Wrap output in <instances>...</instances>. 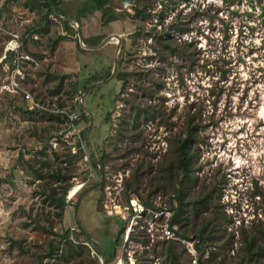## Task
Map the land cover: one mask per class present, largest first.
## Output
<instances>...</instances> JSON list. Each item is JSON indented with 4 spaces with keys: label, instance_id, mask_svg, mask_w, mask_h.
<instances>
[{
    "label": "rangeland",
    "instance_id": "1",
    "mask_svg": "<svg viewBox=\"0 0 264 264\" xmlns=\"http://www.w3.org/2000/svg\"><path fill=\"white\" fill-rule=\"evenodd\" d=\"M46 1L66 19L0 6V264H264V0H109L108 26L92 0ZM26 91L83 115L91 165L51 147L63 121ZM71 225L90 247L65 257Z\"/></svg>",
    "mask_w": 264,
    "mask_h": 264
},
{
    "label": "built area",
    "instance_id": "2",
    "mask_svg": "<svg viewBox=\"0 0 264 264\" xmlns=\"http://www.w3.org/2000/svg\"><path fill=\"white\" fill-rule=\"evenodd\" d=\"M22 47V41L18 39L12 40L10 42L5 52L11 53V54H17L18 50ZM7 87H12L14 92L19 93L20 86L13 81V83ZM24 99L26 103L29 105L31 110L34 111H40L46 115L53 116L54 118H59L61 121H63V128L59 132V135L56 137H53V139L50 141L51 147L55 150L58 149H65L68 151V153L73 157H81V161L86 166L91 165L92 162V152L89 150V148L84 144V138L82 135L83 130L79 127L80 120L82 114L78 111L69 110L61 106H53V105H44L36 101L33 97V95L26 91L24 92ZM81 100V99H80ZM99 167V165L97 164ZM83 187V185H82ZM71 192V191H70ZM67 195L66 199V207L69 209L71 205L76 206L77 205V195L71 197V193ZM70 237L68 238L73 244L75 245H86L90 247V244H85L84 242L78 241L77 236L73 233L76 232V229L70 226ZM92 247V246H91ZM92 250V249H91ZM94 251V250H92ZM96 252V251H95ZM101 263L103 264L104 261L101 260ZM116 264H126V262L121 258L119 261L116 262Z\"/></svg>",
    "mask_w": 264,
    "mask_h": 264
},
{
    "label": "trees",
    "instance_id": "3",
    "mask_svg": "<svg viewBox=\"0 0 264 264\" xmlns=\"http://www.w3.org/2000/svg\"><path fill=\"white\" fill-rule=\"evenodd\" d=\"M92 2H94L96 4L97 10L101 11V23L103 26H108L110 23L117 21L119 18L115 15H113L110 12V9H107V5L109 3V0H92ZM6 4H7V0L6 2L3 4L2 9L6 8ZM28 8L30 9H34L36 7H40V8H46L48 11V14H55L56 16H62L59 12V5L53 1H46V0H28L27 3ZM87 9H85L86 11ZM135 12L138 16L142 17V18H146L148 15V11L146 10V8H141L136 6L135 7ZM169 35V34H168ZM166 46H168L167 48L171 49V44L166 43ZM7 59V57H6ZM5 59V60H6ZM126 77L127 74L126 73H122V75L119 76V81L126 83ZM62 107V105H61ZM83 116V115H82ZM53 117V116H51ZM54 118V117H53ZM84 118V117H83ZM194 141V136L192 133H189L187 138L182 142L181 146H180V153H179V166L182 169V172L184 173V177L185 180L188 178V174L191 172V161H192V156L189 154V150H190V146ZM40 154L43 155L44 157H47L46 153H45V149H42L40 151ZM40 163L43 166H47L49 164V162L47 160L44 161H40ZM99 165V163H97ZM38 170H35V173H37ZM192 175H194V172H191ZM197 179L196 176H194V181ZM184 185H186V182H184ZM183 192H179L175 197L177 198L178 201V210L175 213V218L173 219V221L171 222V229L173 230V227L175 226V224H177V218L179 217V215L184 211V204H183V200L182 197L183 195H181ZM67 194V189L64 190V196L61 199L57 200L58 203V208H61L62 210L65 207L66 201H65V196ZM138 198H140L137 195ZM204 200H206V198H204ZM143 203V202H142ZM65 211V210H64ZM63 211V213H65ZM206 228V226H204V229ZM204 229H201L200 231V237L203 236L204 233ZM125 232L124 229H122L121 231V235H123ZM82 234H84L83 231H81ZM69 231L66 232V235L68 237ZM66 235H63L62 238L64 239L65 245H66V254L65 257H71L73 256L74 253L78 252L81 249H85V246H81V245H75L73 244L67 237ZM185 238V237H184ZM251 245V244H250ZM200 252H202V250H199ZM208 250L207 248H204V251L202 252V255L199 259V263L198 264H205L202 260L203 257L206 256ZM171 254V252H170ZM55 255V254H54ZM62 254H60L61 256ZM172 256V254H171ZM61 257H64L63 255ZM111 260V259H110ZM107 261L108 263L110 262ZM55 264H59V263H55Z\"/></svg>",
    "mask_w": 264,
    "mask_h": 264
},
{
    "label": "bare ground",
    "instance_id": "4",
    "mask_svg": "<svg viewBox=\"0 0 264 264\" xmlns=\"http://www.w3.org/2000/svg\"><path fill=\"white\" fill-rule=\"evenodd\" d=\"M81 189H82V186H80V185L75 186L70 192L71 197L78 194ZM132 264H135V262H132Z\"/></svg>",
    "mask_w": 264,
    "mask_h": 264
},
{
    "label": "water",
    "instance_id": "5",
    "mask_svg": "<svg viewBox=\"0 0 264 264\" xmlns=\"http://www.w3.org/2000/svg\"><path fill=\"white\" fill-rule=\"evenodd\" d=\"M74 22H75L76 25L79 27V24H78L76 21H74ZM117 39H118V41H119V46H118V48H117L116 56L118 55V52H119V49H120V37H117ZM108 42H110V40H108L105 44H107ZM116 62H117V59H116ZM116 68H117V65L115 66V70H116Z\"/></svg>",
    "mask_w": 264,
    "mask_h": 264
},
{
    "label": "crops",
    "instance_id": "6",
    "mask_svg": "<svg viewBox=\"0 0 264 264\" xmlns=\"http://www.w3.org/2000/svg\"><path fill=\"white\" fill-rule=\"evenodd\" d=\"M4 0H0V6H2V4L4 3L3 2ZM62 19H66L64 16H60ZM74 22V21H73ZM77 22V21H76ZM75 25H76V23H74ZM77 26V25H76ZM81 118H82V116H81ZM81 130H83V129H81ZM77 199V198H76ZM77 205H78V199H77ZM77 205H76V207H77ZM70 220H71V218H70ZM103 258H105L104 256H102Z\"/></svg>",
    "mask_w": 264,
    "mask_h": 264
}]
</instances>
